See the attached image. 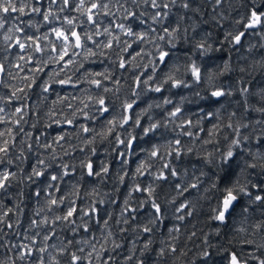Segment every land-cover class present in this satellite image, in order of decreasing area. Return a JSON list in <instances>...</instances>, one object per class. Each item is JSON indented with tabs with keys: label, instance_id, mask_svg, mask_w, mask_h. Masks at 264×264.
<instances>
[{
	"label": "clouds",
	"instance_id": "1",
	"mask_svg": "<svg viewBox=\"0 0 264 264\" xmlns=\"http://www.w3.org/2000/svg\"><path fill=\"white\" fill-rule=\"evenodd\" d=\"M0 264H264V0H0Z\"/></svg>",
	"mask_w": 264,
	"mask_h": 264
}]
</instances>
